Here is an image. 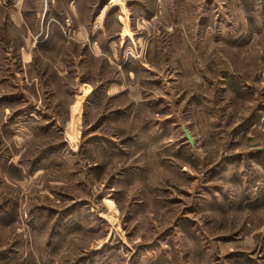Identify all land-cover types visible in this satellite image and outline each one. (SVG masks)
<instances>
[{"label": "rangeland", "instance_id": "obj_1", "mask_svg": "<svg viewBox=\"0 0 264 264\" xmlns=\"http://www.w3.org/2000/svg\"><path fill=\"white\" fill-rule=\"evenodd\" d=\"M50 1L105 56L0 0V264H264V0Z\"/></svg>", "mask_w": 264, "mask_h": 264}, {"label": "crops", "instance_id": "obj_2", "mask_svg": "<svg viewBox=\"0 0 264 264\" xmlns=\"http://www.w3.org/2000/svg\"><path fill=\"white\" fill-rule=\"evenodd\" d=\"M40 3L41 11L37 13L36 21L32 24L31 29H29L31 47L48 54L57 53L54 54V56L58 63L55 67V72L58 77L70 74V67H73L76 73L81 74L79 70V61H77L78 56L75 53L76 46L86 47L94 58L105 56L102 37L106 35V33L103 31L105 26L101 22L100 17L94 21L92 24L93 27H89L76 18L79 10L75 4H69L68 15L60 18L55 14L54 10H56L55 8L57 5H54V2L49 1L46 3L44 0H40ZM71 20L75 24L72 25V28H69L71 26ZM23 22L24 23L20 22L19 25H26L24 19ZM121 42L123 43L122 39ZM85 55L86 54H84V56ZM113 55L114 57L116 56L115 58L117 59L120 58L118 54L113 53ZM79 89L78 93L81 99L85 98L87 103L88 100L90 101L93 99L92 94H87L82 88Z\"/></svg>", "mask_w": 264, "mask_h": 264}, {"label": "water", "instance_id": "obj_3", "mask_svg": "<svg viewBox=\"0 0 264 264\" xmlns=\"http://www.w3.org/2000/svg\"><path fill=\"white\" fill-rule=\"evenodd\" d=\"M185 132H186V136H187V138L189 139V141H190L191 143H193V138H192L190 132H189L188 130H186V129H185Z\"/></svg>", "mask_w": 264, "mask_h": 264}, {"label": "built area", "instance_id": "obj_4", "mask_svg": "<svg viewBox=\"0 0 264 264\" xmlns=\"http://www.w3.org/2000/svg\"><path fill=\"white\" fill-rule=\"evenodd\" d=\"M46 3H48L50 0H44ZM126 19L128 20V21H131L132 20V15L130 14V13H127L126 14ZM69 22V21H68Z\"/></svg>", "mask_w": 264, "mask_h": 264}]
</instances>
